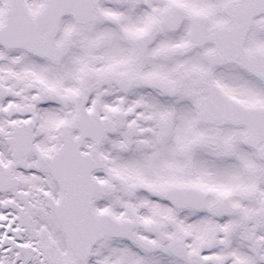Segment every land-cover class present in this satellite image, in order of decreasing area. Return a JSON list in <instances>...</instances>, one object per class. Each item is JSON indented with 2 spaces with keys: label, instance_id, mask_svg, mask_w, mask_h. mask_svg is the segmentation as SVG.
<instances>
[{
  "label": "snow or ice",
  "instance_id": "6c2138e0",
  "mask_svg": "<svg viewBox=\"0 0 264 264\" xmlns=\"http://www.w3.org/2000/svg\"><path fill=\"white\" fill-rule=\"evenodd\" d=\"M0 264H264V0H0Z\"/></svg>",
  "mask_w": 264,
  "mask_h": 264
}]
</instances>
